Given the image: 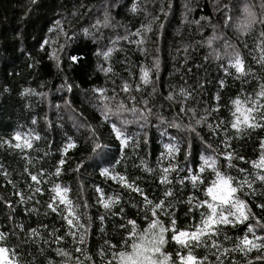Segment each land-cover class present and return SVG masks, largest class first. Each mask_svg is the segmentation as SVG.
Wrapping results in <instances>:
<instances>
[{"label":"trees","instance_id":"obj_1","mask_svg":"<svg viewBox=\"0 0 264 264\" xmlns=\"http://www.w3.org/2000/svg\"><path fill=\"white\" fill-rule=\"evenodd\" d=\"M110 1L0 0V233L5 237L6 255L14 251L16 255L9 258L20 264H115L113 253L125 250L126 242L132 243L133 226L128 221L135 222L138 234L148 227L151 212L146 218L143 197L122 187L118 176L116 180L102 176L89 159L92 139L87 125L96 130L117 161L104 167L124 176L153 202L165 200L168 215H159L157 209L156 217L165 227L174 219L177 229L189 230L206 211L197 205L208 199L205 189L214 174L210 168L199 172L202 156L216 159L217 169L231 176L234 186L245 177L251 180L257 173L264 174L252 163L264 152V127L241 124L239 132L231 128L233 101L239 98L242 107H249L244 101L258 99L256 93L264 86V16L259 15V21L242 33L232 26L233 16H227L232 0H114L110 13L116 29L108 31L92 18ZM58 20L63 31L56 25ZM149 25L151 31L143 32ZM49 28L54 30L49 32ZM138 29L141 37L132 35ZM140 38L144 44L132 42ZM109 49L105 59L103 53ZM237 53L244 74L230 67ZM141 68L148 71L147 84L141 80ZM124 84L129 91H122ZM66 85H71V91ZM94 89H103L109 98L103 101L112 109L109 122L103 120V103ZM121 103L129 111L118 112ZM132 107L137 112L130 111ZM112 122L129 138L122 150L110 135ZM173 123L180 127H171ZM187 127H195L199 137ZM17 133L20 141L13 139ZM167 135L179 149L171 155L165 145ZM25 140L32 148L23 147ZM69 141L75 147L65 152ZM17 142L21 148L10 146ZM225 152L233 153L230 163ZM80 162L83 166L76 171ZM170 164L175 165L167 173L171 184L161 183L163 169ZM193 168L204 184L197 182L193 187L186 179ZM54 184L68 188L67 199L87 229L83 243L80 235L85 229L72 228L73 234H68L63 218L67 213L58 214L64 205L58 197L52 199ZM253 188L254 194L245 184L236 195L255 217L245 223L259 220L264 224V208L256 207L264 203V184L257 181ZM166 189L172 191L171 196L163 195ZM101 196L105 200L118 197V202L105 209ZM49 203L56 212L48 208ZM254 231L264 235V228ZM244 232V225L222 226L216 237L219 250L202 244L192 248V253L207 256L205 264H216V256L223 248L232 250ZM171 235V231L165 233L163 251L175 259L177 250L184 254L187 249L180 248ZM260 254L255 249L247 255L236 250L221 259L224 264H264L255 260Z\"/></svg>","mask_w":264,"mask_h":264},{"label":"snow or ice","instance_id":"obj_2","mask_svg":"<svg viewBox=\"0 0 264 264\" xmlns=\"http://www.w3.org/2000/svg\"><path fill=\"white\" fill-rule=\"evenodd\" d=\"M35 2L36 0H33V3ZM136 10L137 8L134 4L132 7V11L135 12ZM161 11L163 12V8H161ZM244 12L245 18L238 25V29L242 33L247 31L251 24L255 22V13L249 11L247 7L244 9ZM164 15L167 16V13L164 12ZM227 19H231V17H228ZM227 19L225 23H227ZM56 25L59 27L60 31H63L59 20L56 21ZM160 28H163V24L160 25ZM53 30L54 29L49 28L48 31L52 32ZM148 31H151V26H144L143 32ZM65 35L67 34L65 33ZM132 35L141 37L142 31L138 29L135 33H132ZM132 42L136 43L137 45H142L144 44L145 40L144 38H140ZM43 43L47 44L48 41L44 40ZM209 43H211V40H209ZM61 47H63V45H61ZM110 52L111 49L103 53L105 59H107ZM71 59L75 61L77 58L73 56L71 57ZM261 59L264 60V57H262ZM229 64L230 67L235 68L237 73L244 74V65L239 53L235 54L234 60H230ZM105 71H110V69H106ZM141 73V80L143 81V83H149L148 71L141 68ZM221 86H223V81H221ZM66 87L68 91H71V85H66ZM136 90L139 91V87H137ZM93 91L98 92L100 94V100L102 103L103 101L109 99L104 94L103 89H94ZM122 91H129V87L127 84L123 85ZM182 94H184L183 91ZM256 96L258 97V99L244 101V104L250 105L249 107H242L241 100L239 98L233 101V104L235 106L233 116L235 118L231 122V128L235 129L236 132L240 131L241 124L251 129L257 127H264V103L260 102L261 99H264V86H261V90L256 93ZM168 98L170 100L172 99L171 96H169ZM132 99L134 100V98ZM67 103L68 102L66 101V104ZM146 103L147 101H145V104ZM100 110L104 122H109L110 115L112 114V109L107 103H103V106ZM213 110L216 111L218 109ZM117 111H129V109L125 108V106L121 103L118 105ZM130 111L135 113L137 112V108L132 107ZM188 111H191V109H188ZM180 112H185V108L183 106L180 108ZM237 113H239V115H237ZM141 118H143V114H141ZM203 119L204 118L201 117V120ZM201 120H197L196 123H201ZM33 123H35V121H33ZM222 123L223 122H221V124ZM170 126L177 128L180 127V125L175 123L170 124ZM87 127L89 128L90 136L92 139V146L89 152V159L93 160L94 167L100 170V174L102 176L110 177L113 180H116L118 176L119 182L122 187L130 188L133 192H136L143 197L142 204L144 205L146 218H148L147 213L151 212V218H149L150 222L148 224V227L145 228L143 232L139 234L137 233L135 222L132 220L128 221V224H131L133 226L129 237L132 240V243L129 245L126 242L125 250L119 251L118 253H113V260L115 261V264H205V261H207V256L198 257L196 255H193L192 248L200 247L203 244L210 248H216L219 250L221 248V245L217 242L216 237L220 235L222 226L229 225L231 227H236L237 225H244L245 232L242 237H237L235 246L232 250L223 248L220 255L216 256V264H224V261L221 259V256H226L230 253V251L236 250H239V252H241L242 254L247 255V253L255 249L258 253H261L260 255H257L255 257V260L264 261V235H257L254 231L256 227L264 228V224H262L259 220H255V224L245 223L246 221H249L250 218L255 219V217L251 209L248 207L247 203L236 195L237 191L242 188L245 184L249 189H251L252 194H254L255 189L253 188V184L257 181L264 184V174L257 173L251 180L245 177L242 181H237L234 186L233 178L231 176L222 174L217 169L216 159H214L212 156H202V163L200 164L199 172L203 173L206 169L210 168L212 170V173L214 174V178L209 181L205 189V195L206 197H208V199L200 201L197 205L198 207H204L206 211L200 214L199 223L194 224L189 230L177 229L176 221L174 219L170 220L168 227H165L164 224L158 218H156L158 216L157 209L160 210L159 215H168L167 208L165 206V200L161 199L159 200V202H153L144 194L143 190L140 189L138 186L129 183L124 176L119 175L118 173H114L109 167H104L105 165H111L112 163L117 161H115V157L111 153L108 145L105 144L102 141L100 135L96 133V130L91 125H87ZM209 127L211 128L212 126L209 125ZM217 127H219V125ZM187 130L190 133H195L197 137H199L200 135L199 132L196 131L195 127H187ZM110 135H113L114 138L119 141L118 148L120 150H122L128 145L129 138L123 133L121 128L118 127L115 122L111 123ZM38 138L39 137H36V139ZM13 139L16 141H20V134L17 133L13 137ZM10 146L15 148L22 147L19 142H17L15 145ZM23 147L32 148V144L28 140H25ZM73 147H75V144L72 141H69L64 151L67 152V149ZM188 147L190 148L191 145H189ZM228 147L229 145L225 142V148L227 149ZM261 147L264 148V141H261ZM167 148L168 153L170 155L179 151L176 145L170 144L167 146ZM188 154L189 153L186 150V159ZM224 156L229 163L233 159V153L231 152H225ZM239 159L243 160V157L241 156L239 157ZM64 163L65 160L61 158L59 160V164L63 165ZM252 163L254 168L264 170V152L261 153V156L258 161H254ZM82 166L83 162L78 163L76 165L75 170L79 171ZM170 170H175V165L170 164L169 167L163 169L164 175L160 177L161 183L171 184V181L167 179V173ZM193 171H195V168L188 171L186 179H189L192 182L193 187L197 186V182H199L200 184H204V178L199 175H194ZM244 171V169H240L241 173H243ZM59 173L60 168L57 167L55 170V174L59 175ZM40 175L42 176L43 173H41ZM31 179L37 184L40 183V181L37 180L36 175H32ZM180 182L183 183V181ZM35 191L40 192L41 190L40 188H36ZM52 191L55 193V197H53L52 199L55 200V198L58 197L59 203L64 205V209H62L61 212L58 214H63L64 212L67 213V215L63 216V218L67 221V224L69 225L68 234H73L71 231L72 228L85 229L84 232H82L80 235V242L83 243L85 235L87 233V229L85 228L84 224L80 223V217L78 214L75 213V208L72 202L67 199L66 194L68 192V188H61L59 184H54ZM97 191L100 190L97 189ZM17 195L20 194L17 193ZM163 195L165 197H169L172 195V191L170 189H166ZM100 199L102 206L105 209H109L113 204L118 202V197H109L107 200H105L103 199V196H101ZM20 202H23V197H21ZM256 207L264 208V203L257 204ZM48 208H50L53 212L57 211L56 207H53L52 203L48 204ZM121 211H123V209H121ZM189 211L191 212L192 209L189 208ZM168 231H171L172 233L170 237L172 241L179 245L180 248L187 249L184 254H181V252L177 250L175 253V259H173L172 253L163 251V247L167 243L165 233ZM249 233L252 234L251 238H249ZM56 239L59 240L60 237H56ZM225 239H227L226 236ZM4 242L5 237L3 233H0V261H2L3 264H20L18 260L14 261L13 259L9 258V256L14 257L16 255L14 251L9 255H6L8 254V249L4 246ZM111 247H116V245H112ZM57 251L58 254H62L60 253V250ZM76 251L79 252L81 251V249L77 248ZM63 255L67 254L63 253ZM109 264H112V262L110 261ZM232 264H235V262L233 261ZM249 264H251V261H249Z\"/></svg>","mask_w":264,"mask_h":264},{"label":"rangeland","instance_id":"obj_3","mask_svg":"<svg viewBox=\"0 0 264 264\" xmlns=\"http://www.w3.org/2000/svg\"><path fill=\"white\" fill-rule=\"evenodd\" d=\"M262 2L263 0H232V3L228 7L229 11L227 10V16H233L232 26L238 27V25L244 20V9L246 7L249 9V11L255 13V22L252 23L251 26L256 24L259 21V15L264 16V5ZM113 6L114 0H111L106 5H102L97 9L94 17L92 18L96 23H101L103 29H107L108 31H110V29H112L113 31L116 29L115 23H113L112 15L110 13V9H112ZM214 30H216V28H214ZM210 40L212 41V38H210ZM166 138L167 140L165 142V145H176V142L171 141L172 139L168 135L166 136ZM0 264H3V262L0 261Z\"/></svg>","mask_w":264,"mask_h":264},{"label":"bare ground","instance_id":"obj_4","mask_svg":"<svg viewBox=\"0 0 264 264\" xmlns=\"http://www.w3.org/2000/svg\"><path fill=\"white\" fill-rule=\"evenodd\" d=\"M89 19V18H88ZM68 24V23H67Z\"/></svg>","mask_w":264,"mask_h":264}]
</instances>
